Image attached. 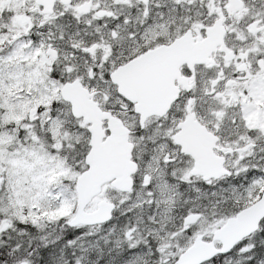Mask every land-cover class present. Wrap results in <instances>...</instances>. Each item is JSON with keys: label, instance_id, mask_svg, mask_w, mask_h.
<instances>
[{"label": "snow or ice", "instance_id": "obj_1", "mask_svg": "<svg viewBox=\"0 0 264 264\" xmlns=\"http://www.w3.org/2000/svg\"><path fill=\"white\" fill-rule=\"evenodd\" d=\"M0 264H264V0H0Z\"/></svg>", "mask_w": 264, "mask_h": 264}]
</instances>
